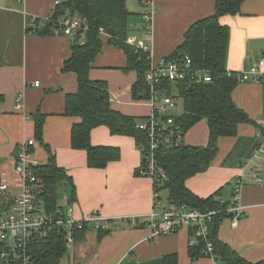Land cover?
Segmentation results:
<instances>
[{
  "label": "crops",
  "instance_id": "crops-1",
  "mask_svg": "<svg viewBox=\"0 0 264 264\" xmlns=\"http://www.w3.org/2000/svg\"><path fill=\"white\" fill-rule=\"evenodd\" d=\"M56 0H0V186H8V194L0 193V213L21 192L15 171V153L19 145L34 138L33 116L40 111L45 116L44 142L56 157L57 164L72 177L76 198L74 217L83 220L94 213L108 222L109 232L99 239V228L90 224L85 239L76 241L67 251L61 264H162L166 255L177 254L179 264H217L210 258L192 263L189 257L188 230L175 235L149 239L150 231L133 224V218L147 217L153 211L168 209V194H163L160 207L154 209L153 183L138 177L136 172L142 156L134 139L112 135L102 126L91 132L95 146L117 147L121 157L105 169H91L84 151L71 147V129L80 121L64 116L66 94L77 91L75 74H63L62 68L71 53L72 38L64 35L39 36L26 31L27 16L50 17ZM150 33L145 30L139 0H128L130 12L128 42L136 46L148 45L155 59L171 53L182 42L191 25L213 15L215 0H156ZM221 23L229 27L227 57L229 72L240 73L254 65L264 73V0H247L241 13L225 16ZM42 28V27H41ZM96 58L91 80L108 84L112 108L126 116L147 117L150 108L132 95L137 74L125 72L127 58L113 45L106 43ZM40 82V87L35 83ZM19 96L22 107L17 110ZM236 105L245 111L254 124L241 125L233 138L219 142V153L204 173L187 182V187L201 198L220 192V199L230 201L236 180L243 176L241 204L244 216L237 228L225 219L219 239L249 262L264 261V168L257 184L251 168L243 169L257 145L264 142V82L241 83L233 94ZM209 141L206 121L200 122L185 135L190 146L204 147ZM33 157L40 163L49 154L39 142ZM6 210V209H5ZM66 260V261H65ZM65 261V262H64Z\"/></svg>",
  "mask_w": 264,
  "mask_h": 264
},
{
  "label": "trees",
  "instance_id": "trees-1",
  "mask_svg": "<svg viewBox=\"0 0 264 264\" xmlns=\"http://www.w3.org/2000/svg\"><path fill=\"white\" fill-rule=\"evenodd\" d=\"M57 1L60 4L56 5L53 14L47 17L48 21L44 24L40 17L33 23L32 16H27L26 31L28 34L50 36L54 35V30L59 27L58 22L65 16L76 15L81 21L84 30L72 37L71 53L62 68L63 74L71 73L77 77V91L66 94L63 115L80 119L71 129V147L86 153L89 168L105 169L109 163L120 159L121 151L117 147L93 145L91 132L95 128L104 126L112 135L134 139L139 150L141 144L148 145L151 141L148 133L138 128L149 120V115L132 117L115 111L112 108L108 84L91 80L90 72L93 70V64L102 53L106 38L107 44L117 47L125 54L127 58L125 72L134 71L137 74L136 82L132 87L133 98L145 101L148 99L149 91L146 74L152 71L154 63L151 58L152 49L148 45L136 46L128 42L129 20L135 15L128 8V0H56L55 2ZM246 1L215 0L213 15L194 22L184 34L179 46L168 55L155 59L156 62L164 59L177 64L185 75L182 81L162 80L156 86L157 90L171 97L176 104L169 115H166L173 118L174 123L160 131V140L153 152L157 173L153 179H150L153 183V192L159 194L161 201L164 199L163 194L167 192V201L170 205H187L192 209L207 212L224 210L230 203L219 198L220 192L201 198L188 189L187 182L209 169L219 153L221 139L236 137L241 125L254 124L249 115L233 100V94L240 83L236 79L238 73L229 72L227 69L230 30L221 23V18L225 16L239 15ZM139 3L144 10V0H139ZM101 30L107 37L101 34ZM145 30L150 33L148 29ZM187 59L191 60L189 68L186 67ZM197 71L208 74L211 82L198 83L193 80V75ZM3 101L4 97L0 96V106ZM181 103L182 112H178ZM33 119L35 140L44 146L49 154L45 164H39L33 169V174L41 183V189L34 200L35 210L38 215L45 213L61 215L64 210L63 198L67 196L73 203L76 198V188L71 175L57 164L56 157L44 142L45 116L38 111ZM203 121L207 122L209 129V141L206 146H190L184 141L180 145H175L174 138L171 143H165L171 132L181 134L185 138L190 129ZM140 154L142 163L136 172L138 177H141L140 171L147 168L146 158L141 152ZM61 189L64 195L60 205ZM222 201L224 204L221 203ZM5 209L7 208L3 205L0 216L6 211ZM228 216V213H223L215 218L210 227V239L214 245L216 263L264 264V261L257 263L247 261L219 239L220 226ZM82 225V229L77 228L74 231L75 242L84 240L90 228L88 223ZM140 227L146 228V225ZM108 232L99 229V239L101 240ZM66 234L65 229L56 228L46 239H34L29 243L30 264H61L67 254L64 241ZM193 235L194 232L189 231L191 238ZM11 247L12 243L10 245L0 243V252L7 251ZM204 249V243L200 240L197 245L189 246L192 263L200 258H206ZM0 264H5L1 258ZM162 264H179L178 255L164 256Z\"/></svg>",
  "mask_w": 264,
  "mask_h": 264
},
{
  "label": "built area",
  "instance_id": "built-area-1",
  "mask_svg": "<svg viewBox=\"0 0 264 264\" xmlns=\"http://www.w3.org/2000/svg\"><path fill=\"white\" fill-rule=\"evenodd\" d=\"M60 4L59 1L55 3ZM143 20L146 24V29L150 31L153 16L157 10L156 0H144ZM38 17L32 16L34 23ZM42 23L48 21V18H41ZM59 27L54 30V35H64L67 37H74L77 33L83 32L84 28L78 16H65L58 22ZM101 34L106 36L101 30ZM147 50V48H146ZM152 71L146 74V82L149 88L148 99L144 102L150 108L149 120L138 126L139 129L146 131L151 138L150 144L139 146L140 152L146 158L147 168L140 171L141 177H148L153 179L157 173L156 163L154 159V150L156 149L159 135L165 126H171L174 119L169 115L170 110L175 107V101L163 95L161 91L156 89V86L162 80L167 81H182L185 75L180 71L177 64L167 62L164 59L155 61L154 53L151 52ZM191 60H186V67L189 68ZM193 80L198 83H210L211 78L208 74H203L197 71L193 75ZM237 81L241 83H262L264 82V73L260 71L259 65H254L248 70L242 71L236 75ZM35 87H40V82L35 83ZM22 107V96H19L16 108L20 110ZM165 116V117H161ZM164 120V121H162ZM162 125V127L160 126ZM264 137V130L262 131ZM172 138L175 139V145H180L184 140V136L171 132L166 138L165 143H171ZM34 138L19 145L15 153V171L20 180L21 192L17 194L7 206L6 211L0 216V243L11 244L12 247L7 251L1 250L0 258L5 261V264H30L31 257L28 254V244L34 239L44 240L48 235L57 229H65L67 234L65 237L66 249L71 250L75 245L74 231L75 229H82L84 223L94 224L99 229L108 227V222L104 220L100 213H94L91 217L78 220L74 217V207L69 201V197L63 198V208L61 215L43 214L38 215L35 210L34 200L37 198V192L41 189L39 179L33 174L34 167L39 166V162L33 157L34 147L36 145ZM251 168L253 171V178L257 184H261L262 179L258 173L260 169L264 168V142L256 146L252 159L242 166L243 169ZM152 177V178H151ZM244 186V178L240 176L235 183L233 190V197L224 210L220 211H201L192 209L187 205L175 206L170 205L168 209L161 213L153 211L147 217L132 219L133 224L137 225L143 222L146 228L150 231L149 239L156 237L175 235L183 230L193 231V241L190 246L193 247L198 244V241L204 243L205 257L216 259L213 253V242L210 239V227L213 225L215 218L221 216L223 213H228V218L231 222L232 228H237L239 221L244 215L241 204L242 189ZM3 195L8 194V186L3 185L1 188ZM224 204V201L221 202ZM163 205L159 198V194L154 192V209Z\"/></svg>",
  "mask_w": 264,
  "mask_h": 264
},
{
  "label": "rangeland",
  "instance_id": "rangeland-1",
  "mask_svg": "<svg viewBox=\"0 0 264 264\" xmlns=\"http://www.w3.org/2000/svg\"><path fill=\"white\" fill-rule=\"evenodd\" d=\"M107 37V36H106ZM182 108H183V106H182V103L179 105V107H178V112H182ZM150 115V114H149ZM150 179V178H149ZM2 186H3V184L0 186V193L2 194V192H1V188H2ZM7 186V185H6ZM63 195H64V191H63V189H61L60 191H59V203H60V205H61V203H62V198H63ZM73 204V203H72ZM244 216V215H243ZM227 220H229V218L227 219ZM230 221V220H229ZM211 237V236H210ZM206 258H208V257H206ZM66 259V258H65ZM211 259V258H210ZM66 261V260H65ZM64 261V262H65Z\"/></svg>",
  "mask_w": 264,
  "mask_h": 264
},
{
  "label": "water",
  "instance_id": "water-1",
  "mask_svg": "<svg viewBox=\"0 0 264 264\" xmlns=\"http://www.w3.org/2000/svg\"><path fill=\"white\" fill-rule=\"evenodd\" d=\"M79 33H81V32H79Z\"/></svg>",
  "mask_w": 264,
  "mask_h": 264
}]
</instances>
